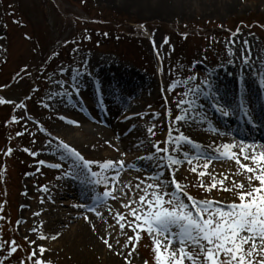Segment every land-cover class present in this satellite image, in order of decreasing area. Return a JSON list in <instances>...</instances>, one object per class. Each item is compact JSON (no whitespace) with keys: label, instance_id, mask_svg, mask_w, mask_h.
Returning <instances> with one entry per match:
<instances>
[{"label":"rangeland","instance_id":"obj_1","mask_svg":"<svg viewBox=\"0 0 264 264\" xmlns=\"http://www.w3.org/2000/svg\"><path fill=\"white\" fill-rule=\"evenodd\" d=\"M93 19L102 21L91 22ZM87 34L94 37L85 38ZM80 38L85 40L81 42ZM57 50L62 52L61 56L44 73L43 80L37 81L42 90L25 103L28 113L18 107L12 111V107L0 104V149L5 148L6 143L13 149L12 154L6 156L4 169V159L0 155V216L4 217L0 219V243L15 240L18 245V250L9 256V243H5L4 251H0V261L3 264H34L35 260H43L45 264H121L123 259L115 257L120 252L125 253L127 264H144V261L154 264L153 242L145 233L140 234L138 244L135 240L129 242L128 237L135 233L128 227V222L134 218L130 214L131 208L123 205L135 201L131 207H139V197L144 194L140 189L153 183L150 177L162 174L164 183L171 179V169L161 167L167 164L168 153H156L154 144L168 148L180 159H183V152L191 151L187 144L181 146L180 152L173 151L174 145L166 142L169 124L181 114L176 106L180 100H192L193 103L183 106L189 109L188 120L173 124V136L178 137L182 132L213 151L226 143H238V137L232 132L219 135L221 138L212 135L203 125L201 114L206 107L210 109L206 96L217 98L232 112L236 105L233 97L238 98V93L235 94L237 85L257 83L260 75L264 79V0H0L1 95L20 103L31 90L32 81L36 77L39 79L38 71L42 70L39 66ZM245 56L250 63L243 62ZM36 68L37 74L33 72ZM122 70L131 75L123 74L125 77H121V84H118L120 77L115 74ZM220 72L231 77L233 86L230 89L225 90L227 83L223 77H218ZM34 73L36 77L31 75ZM73 75L78 77L75 82L79 86L78 95L73 87ZM107 76L108 85L117 86L114 97L119 100L122 97L124 105L138 109L141 118L136 121L147 128L155 125V135L147 133L138 138L125 130L122 134L113 132L114 135L107 139L105 134L85 132L83 127L77 128L72 137L61 130L60 117L70 112L71 102L81 99L89 103V99L94 103L96 94L104 96L107 93ZM189 77L194 79L189 81ZM174 81L183 83L176 84L170 91L169 86ZM129 82L134 90L128 89L119 95L126 87L121 86ZM208 82L210 87L206 88ZM197 86L201 89L199 94L185 95L189 88ZM257 88L264 94V86ZM248 93L244 91V94ZM105 99L113 100L109 95ZM119 100L115 101V107L122 105ZM228 101L232 107H227ZM10 116H15L26 127L24 135H16L19 124L5 125L11 120ZM59 141L78 150L88 161L125 162L116 182L112 181L111 169L102 171L99 164L91 165V170L103 179L104 189H115L116 204L95 218L96 235H93L105 251L114 252L100 237L109 239L115 248L113 258L117 262L106 259L93 263L95 258L90 256L91 251H86V256L85 251L81 252L82 256L61 249V252H55L53 247L61 242L56 240L60 234L54 235L56 239L51 238L53 232L35 244L28 242L37 238L31 230L46 221V213L34 215L49 208L41 203L44 197L61 196L56 204L63 209H69L68 203H79L71 191L75 184L71 178L80 171L74 162H79L58 147ZM25 148L32 149L36 155L25 152ZM62 155H65L63 160ZM148 156L155 158L141 159ZM160 156L165 159L160 160ZM39 161H45V164L41 165ZM57 163L62 164V168L50 167ZM204 163L201 159L193 160L191 165L185 161L175 166L178 169L175 179L197 200L231 203L235 197L231 192L222 191L218 181L224 180V186L231 187L233 181H242L243 177L236 173L243 170L234 160L214 159L207 169L203 168ZM241 163L249 162L241 156ZM196 165H199L198 172L208 174L199 177L198 172H192L191 168ZM90 178L85 173L79 176L80 180ZM214 181L217 187L211 192L198 186L201 183L207 186ZM137 184L140 189L136 188ZM45 186L47 192L43 191ZM117 213L125 217L120 223L125 224L126 235L119 228ZM77 223L72 221L71 228H63L62 233L69 232ZM40 246L46 249L42 254ZM33 249L37 255L29 260ZM98 252L102 251L99 249ZM185 264L190 262L185 261Z\"/></svg>","mask_w":264,"mask_h":264},{"label":"snow or ice","instance_id":"obj_2","mask_svg":"<svg viewBox=\"0 0 264 264\" xmlns=\"http://www.w3.org/2000/svg\"><path fill=\"white\" fill-rule=\"evenodd\" d=\"M140 27L144 28L145 26L140 25ZM105 35L107 34L105 33ZM25 38L30 39L27 36ZM87 38L90 39V37ZM165 43H167V38H165ZM244 43L247 44V41ZM248 55L250 56V52ZM243 62L250 63L248 56L243 58ZM77 78V75L72 76L73 87L78 95L79 86L75 83ZM192 79L194 77H189V81ZM179 83H183V81H174L169 86V90L171 91ZM262 86H264V79H262ZM205 87H210V82L206 83ZM200 91V86L194 89L189 88L185 95L199 94ZM64 94L71 95V93ZM207 98L206 96L205 99ZM27 99H31V97ZM192 103V100H180L176 105L180 109L181 114L175 116L174 121L169 124V135L166 140L167 143L174 145L173 151L180 152L183 144H190L193 148L201 147L182 132L179 133L178 137L172 134L173 124L187 122L189 109L183 106L191 105ZM0 104H15L18 108L26 109V104L23 101L16 104L15 101L0 98ZM47 106L45 105V107ZM238 107L250 123L253 119L252 109L246 107L243 99H241ZM215 109L224 117L232 114L228 108L219 104L215 106ZM168 115L171 118L170 109ZM60 119L66 120L67 118L61 116ZM8 123L19 124L20 120L13 116ZM67 123L79 125V122L75 120H67ZM154 128L155 125L147 130L150 135H155ZM16 135L22 136L24 133L17 132ZM58 147L66 150L65 154L68 157H74L75 161L79 162H74V166L79 168L82 173L94 178L92 180L93 184L98 185L103 182L100 174L91 170L93 163L99 164L102 171L114 170L115 176L112 177V181H118V169L124 166L125 162L123 160L119 162L109 160L103 163L88 161L85 160L79 151L64 141H59ZM153 148L156 153H168L167 164L161 165V167L171 169V179L164 183L161 180L162 174L154 175L150 177L153 183L147 184L144 189H140V184L136 185V188L144 193L139 197V207H131V204L135 203V201L123 205L124 208H131L130 214L134 218L128 222V227L135 233V236L128 237L129 242L135 240L138 244L141 239L140 234L145 233L153 242L154 264H185V261L190 262V264H264V145L260 146V150H258L254 142L245 144L244 141L239 143L233 141L230 144L226 143L222 146H217L210 156L201 157L192 155L190 152H183V159L173 156L168 148H160L159 144H154ZM234 148H239V154L232 151ZM24 151L29 152L31 155H36V153L31 152L27 148ZM12 152L13 149L8 147L5 155H11ZM220 156L234 160L239 168L243 170L236 173V175L243 177L242 181L239 183L233 181L231 187H225L224 180L218 181L222 191L231 192L235 197L231 203L208 199L197 200L184 191L183 186L175 179L178 171L175 166L181 165L185 161L191 165L193 160L199 161L203 159L205 161L203 168L207 169L212 160L218 159ZM241 156L244 161L249 163H241ZM64 158L65 155H62L61 159L63 160ZM154 158V156H148L141 159L151 160ZM159 159L164 160L165 158L160 156ZM38 163L43 165L45 161H39ZM50 167L59 169L62 168V164H52ZM198 167L199 165L193 166L191 171L194 173L198 172ZM207 174L206 171L198 172L199 177ZM198 186L205 188L207 192H211L213 188L217 187V182L214 181L207 186L201 183ZM149 189H151V192L148 191ZM43 191H48L46 186ZM114 191L115 189L109 190L106 187L103 197L117 200V197L113 195ZM25 195L27 194L25 193ZM93 199L99 201L100 197L95 196ZM43 202L41 200V203ZM75 207L86 208L88 212L95 211V208L84 204L75 205ZM96 214L98 216L101 215L99 212H96ZM34 215L39 216L40 213L37 212ZM117 217L119 228L122 234L126 235L125 224L120 223L125 217L119 213H117ZM0 219H4V217L0 216ZM84 219L88 220L89 218L85 215ZM17 223L19 224L21 221H17ZM93 230L95 231V225H93ZM31 231L35 232L36 229L33 228ZM39 238L47 239L43 235ZM51 238L56 239L57 237L52 236ZM100 239L110 250L115 251L113 244L109 243V239L105 237H100ZM25 240L28 241L27 236H25ZM28 242L30 244L36 243L35 241ZM5 243H0V251H4ZM116 243L118 244L119 240ZM17 250L16 241H10L8 255L11 256ZM39 251L42 254L46 249L40 246ZM133 251H135V247ZM116 254L122 255L123 253L117 252ZM36 255V250L33 249L28 259L32 260ZM127 255H131V253ZM0 264H3V262L0 261ZM34 264H45V262L43 260H35ZM144 264H148V261H144Z\"/></svg>","mask_w":264,"mask_h":264},{"label":"bare ground","instance_id":"obj_3","mask_svg":"<svg viewBox=\"0 0 264 264\" xmlns=\"http://www.w3.org/2000/svg\"><path fill=\"white\" fill-rule=\"evenodd\" d=\"M123 74H126L125 76L131 75L130 73L123 71V70L118 71L117 74H115V75H119V77H120L117 79L119 82L118 84H121V82H120L121 77H125V76H123ZM218 77H220V78L223 77L225 79V82L230 87H231L230 84H233V81H231V78L229 79L222 72H220L218 74ZM105 79H106V84H105L106 92L110 97H114L115 88H117V86L110 87V85H108V83H107L108 76L105 77ZM124 86H126V87L124 88V90H122L121 92L118 93L119 95H123V93L128 89L134 90V88L130 85V82L127 84H124L121 87H124ZM117 112H120V117L118 118L119 120H126L127 117H129V118L139 117V115H140V113H138V111L134 110V109H130V111L129 110L125 111V109L121 108V110H117ZM92 115H93L94 119L98 118L97 113H92ZM116 115L118 116V113ZM63 117H66L67 119L62 120L61 130L65 134L70 135V137H72L73 133L77 131V128H74L72 124L67 123V120H75L78 122L80 121L81 123L90 124V121H89L90 116L89 115H83V114H80L78 112L74 113L73 110L72 111L70 110V112L67 113V115H65ZM140 121H141V123L144 122L143 120H140ZM122 122H124V121H122ZM83 129L85 132H89V133H96V132L100 131L97 127H92L90 125L84 126ZM103 131H100V132L102 134H105V136L108 139V138H111L112 135H114V134L115 135L116 134H122L124 132V126H120V125L115 124L113 126V131L112 130L111 131L103 130ZM113 132H114V134H113ZM244 133L248 134L247 131H244ZM138 136H140L139 132H137V135H133V137H138ZM198 149H200V147ZM73 186H74V189H72L71 191H73V194H75V195H73L74 197H76V195L80 196L81 198H86V196H88V194H89L88 190L85 191V189L83 187H80V186H76V185H73ZM54 197L55 198L48 196L46 198L45 197L43 198V201H44L43 207H45V208L49 207V208L47 210L41 209L38 211L42 215L46 213L47 217L45 218L46 221H42L43 223L40 222L42 224L39 223L38 226H35L36 231L33 232V234H32V235L37 236V238L35 239V242L41 240L39 238L41 235L46 236V234L53 232V234H51V236H54V235L57 236L58 234H60V236H58V238L56 240L61 242V243H58V245L56 247H53L55 252H61V250H65L66 253L67 252H74L75 256H82L81 252L85 251V256H86L87 255L86 251H91L90 256L92 255V257L95 258V261H93V263H95L97 260L99 261V260H106V259H111V261L117 262V260L115 258H113L115 255V251L114 252L109 251V250L105 251L104 248L102 247V245L100 244V242H98L96 240L95 236L93 235L96 232V228H95V231L92 229L93 225L96 226V222H94L95 218L93 217L91 221H87L84 219L78 220L76 217H80V215L82 216L83 214H85V212L82 211V208L75 207V205H81V204L68 203L67 206L69 207V209H63V208L59 207L60 206L59 204H56L57 203L56 201L60 202L61 196H59V197L54 196ZM57 205H59V206H57ZM74 220L78 221L77 226L73 227L72 229H69L68 230L69 232L62 233V231H64L63 228H65V227L69 228L70 223H72V221H74ZM58 231H60V232H58ZM44 232H46V233H44ZM55 232H57V233H55ZM48 235H50V234H48ZM88 247H89V249H88ZM99 249L102 252H98ZM115 257L123 259V260H121V264H127V257L125 256V253L123 254L122 258L120 255H115Z\"/></svg>","mask_w":264,"mask_h":264}]
</instances>
